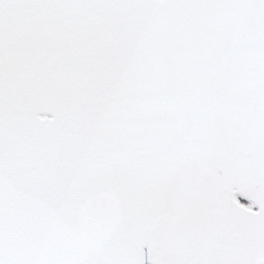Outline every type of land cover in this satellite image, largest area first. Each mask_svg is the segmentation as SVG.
<instances>
[{"label": "snow or ice", "instance_id": "1", "mask_svg": "<svg viewBox=\"0 0 264 264\" xmlns=\"http://www.w3.org/2000/svg\"><path fill=\"white\" fill-rule=\"evenodd\" d=\"M0 264H264V0H0Z\"/></svg>", "mask_w": 264, "mask_h": 264}]
</instances>
